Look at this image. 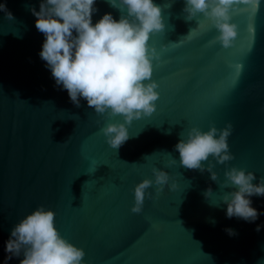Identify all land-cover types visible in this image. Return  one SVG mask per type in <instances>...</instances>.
I'll return each instance as SVG.
<instances>
[{
  "label": "water",
  "instance_id": "1",
  "mask_svg": "<svg viewBox=\"0 0 264 264\" xmlns=\"http://www.w3.org/2000/svg\"><path fill=\"white\" fill-rule=\"evenodd\" d=\"M41 2L0 0L14 18L0 12V264H20L23 252L6 259V241L40 205L55 212L60 235L83 249L82 264L264 260V196L249 197L260 213L249 223L226 216L222 197L236 189L220 187L233 166L253 172V184L264 177V0L258 10L240 5L230 13L238 35L227 49L212 43L219 33L202 14L185 19V0H153L165 25L149 40L161 55L152 76L159 98L151 115L128 126L130 138L118 150L101 128L123 118L98 115L83 98L75 106L40 58L45 37L31 9L39 11ZM94 7L93 24L106 13L120 18L107 0ZM229 123L234 159L218 164L209 157L217 182L207 171L181 166L174 146L182 131L186 136L194 126L207 131ZM154 167L168 172L169 184L158 195L155 184L147 189L152 198L140 214L132 213L134 187L154 179Z\"/></svg>",
  "mask_w": 264,
  "mask_h": 264
},
{
  "label": "clouds",
  "instance_id": "2",
  "mask_svg": "<svg viewBox=\"0 0 264 264\" xmlns=\"http://www.w3.org/2000/svg\"><path fill=\"white\" fill-rule=\"evenodd\" d=\"M95 2L43 0L39 11L34 8L31 11L36 17V29L45 37L40 58L46 62L56 85L67 90L70 101L77 107L83 98L98 115L123 118V123H108L101 128L106 143L118 150L130 138L128 126L156 110L159 85L152 79L153 61L160 62L161 55L150 46L149 40L150 34L163 32L165 25L162 9L153 0H107L120 11L119 20L106 13L93 24ZM240 5H255L258 10L259 0H185L183 12L188 21L200 14L207 18L219 33L212 43L219 42L227 49L238 35V26L231 22L230 13ZM0 12H5L8 20L14 19L5 4L0 3ZM198 27L204 25L198 22ZM166 50L163 45L162 51ZM235 68L239 72L242 65ZM231 132L230 123L223 129L212 125L207 131L194 126L187 130L186 136L182 131L174 146L181 166L201 173L207 171L211 180L217 182L215 164L209 157L218 164L234 159L227 143ZM152 172L154 179H143L134 187L132 213L140 214L146 197L152 198L147 189L155 184L158 195L169 184L168 172L155 167ZM224 177L220 187L236 189L222 197L221 202L227 205L226 216L254 223L260 213L251 206L249 197L264 196V177L253 184L256 179L253 172L234 166L226 168ZM175 187V183L170 185L171 189ZM211 193L209 187L204 192L205 198ZM55 215L40 205L21 219L6 241L5 251L10 254L6 259L19 257L23 252L20 264H82L85 252L60 235ZM225 231L230 236L236 234L233 229ZM258 264H264V260Z\"/></svg>",
  "mask_w": 264,
  "mask_h": 264
}]
</instances>
